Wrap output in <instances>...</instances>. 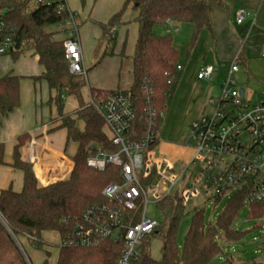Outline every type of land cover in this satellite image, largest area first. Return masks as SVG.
Returning a JSON list of instances; mask_svg holds the SVG:
<instances>
[{
    "label": "trees",
    "instance_id": "trees-1",
    "mask_svg": "<svg viewBox=\"0 0 264 264\" xmlns=\"http://www.w3.org/2000/svg\"><path fill=\"white\" fill-rule=\"evenodd\" d=\"M89 0H81L83 8ZM97 0H93L96 2ZM223 5L222 0H126L119 12L107 23H100L102 38L112 43L103 57L114 56L118 41V29L132 23L138 25V37L132 60L133 83L128 91L133 96L137 117L133 130L144 132L145 110L152 104L158 110L168 111L178 82L179 51L174 46L172 35L158 36L155 27L173 22L177 25H191L193 34L190 47H194L204 30L212 31L210 11L213 5ZM135 11L130 21L124 20L128 8ZM0 13L7 25L5 34H11L14 47L10 57L14 62L22 55L32 52L38 57L44 69L41 76L31 77L35 82L45 81L51 96L50 106L56 107L62 125L69 138L77 146L74 168L67 179L58 180L47 186H40L34 167L16 157L12 166L24 174L23 189L15 192L11 188L0 193V232L16 238L24 237L37 250H44L47 243L42 235L57 232L60 242L76 231L85 211L97 204L106 203L103 190L110 184L121 181V169L108 164L103 170L88 166V159L100 151L116 153L105 132L104 121L95 107L85 104L82 90L87 85V76L70 72L65 56L64 38L55 37L59 24L69 22L68 12H59L57 3L39 5L36 0H0ZM80 27L82 20L73 12ZM12 28V31L10 30ZM126 43L121 57H126ZM20 77L12 72L0 79L1 121L20 106ZM114 91L91 89L92 97H102ZM75 97L79 108L74 114L65 113V100ZM84 123V129L78 127ZM159 140L153 148L157 147ZM4 162L0 158V166ZM153 178V177H152ZM221 211L216 225L207 223L204 209H195L186 237L183 252L180 253L177 235L187 199L178 191L166 196L158 203L164 222L152 234L162 240L161 258L152 257L149 237L142 244L140 259L135 264H211L223 249L219 240L241 241L245 233L233 228L247 206L248 218L264 220V202H250L251 188L242 187L232 193ZM226 195L212 200L220 204ZM124 250L123 242L102 240L91 247H72L59 244L56 264H117ZM47 256L50 253L46 251ZM42 264H48V260ZM252 264H264L254 261Z\"/></svg>",
    "mask_w": 264,
    "mask_h": 264
},
{
    "label": "built area",
    "instance_id": "built-area-1",
    "mask_svg": "<svg viewBox=\"0 0 264 264\" xmlns=\"http://www.w3.org/2000/svg\"><path fill=\"white\" fill-rule=\"evenodd\" d=\"M55 2L59 12L70 14L67 23L72 27L65 28L66 23L57 27V32L65 35V56L70 72L86 77L79 26L66 0H36L39 5ZM237 15L238 23L250 16L244 11ZM6 27L0 13V57L10 56L14 47L13 36L5 34ZM239 71V64L234 63L228 78L220 84L218 97H209L212 111L191 123L187 141L192 145L186 147L193 150V156L181 172L154 158L156 147L153 146L160 141L166 111L150 104L145 110L146 129L142 133L133 130L137 112L131 93L116 90L102 97L91 96L89 104L102 117L105 132L118 151H100L88 159V166L99 170L108 164L117 166L121 169V181L103 190L106 203L89 207L76 231L60 242L61 245L91 247L102 240L123 242L124 250L117 264H135L141 257L144 240L160 225L147 216V205L151 202L158 206L176 191L185 199L196 196L201 190L211 199L221 195L228 197L245 186L251 188L250 202H264V101L251 104L246 94L241 96L235 78ZM214 72L213 66H204L197 78L209 81ZM198 164L202 167L195 177L190 167ZM187 171L191 175L185 187L181 181ZM150 191L154 192L153 197L149 196Z\"/></svg>",
    "mask_w": 264,
    "mask_h": 264
},
{
    "label": "crops",
    "instance_id": "crops-1",
    "mask_svg": "<svg viewBox=\"0 0 264 264\" xmlns=\"http://www.w3.org/2000/svg\"><path fill=\"white\" fill-rule=\"evenodd\" d=\"M126 0H93L88 1L87 7L83 8L81 0H66L72 12L80 15L82 25L79 27V38L81 41L84 63L87 69L89 91L98 89L103 91L129 90L132 83V65L129 66L128 75L122 76L123 64L118 63L119 68L112 67L108 74L110 77L101 79L97 73L89 77V69L101 66L106 60L121 58L129 59L134 54L135 43L138 37V25L133 23L132 48L130 55L122 58L120 53L115 52L114 56L103 57L106 51L104 45L102 56L93 66L92 56L95 46L102 38L100 23H107L117 12L120 11ZM215 0H210L213 3ZM223 5H213L210 11L212 31L204 30L194 47H188L181 64V52L179 51L177 87L172 97L168 116L173 121L175 118L185 120L188 125L206 115L209 107V97H218L220 84L229 76L234 63H238L240 71L235 75L239 81L246 85V95L249 99L257 92L259 100L264 101V0H225ZM87 9V10H86ZM244 11L249 13L242 23H238V13ZM136 14L133 13L134 17ZM237 16V20H236ZM125 20V19H124ZM126 21V20H125ZM177 25L169 22L164 27L161 36L169 34L171 28L166 27ZM130 26L118 29V40L124 44L128 40ZM191 37L193 27L191 29ZM155 31V29H154ZM189 41V44H190ZM118 46V41H117ZM127 46V44H126ZM175 46V43H174ZM117 49V48H116ZM32 52H28L27 54ZM26 55V54H25ZM23 55V56H25ZM39 65V58L31 55ZM3 57H0L2 59ZM119 58V59H114ZM213 66L214 75L209 81H200L197 73L204 66ZM3 66V65H2ZM91 67V68H90ZM40 71L35 74L15 73L4 66L0 72V79L7 73L12 72L22 79L41 76L44 69L39 65ZM90 70V71H91ZM99 70V69H98ZM119 70V73L118 71ZM242 72V76L239 74ZM40 85L42 82H39ZM47 85V83L44 81ZM48 87V85H47ZM250 89V91L248 90ZM49 89V87H48ZM40 95V107H38L37 95L33 94L32 99L27 101L24 93L20 90V107L0 123V158L4 165L0 166V193L11 188L15 192L23 189L24 174L12 166L16 157L30 163L37 174L40 186H47L58 180L69 178L74 168V155L77 146L69 139L68 131L60 122L53 120L57 116L56 109L45 105L50 97ZM38 98V97H37ZM22 101V103H21ZM79 108L78 100L75 97H68L65 100V113L74 114ZM165 120L163 121L165 123ZM78 127L83 130L84 123L78 122ZM164 126L161 125L160 142ZM175 142H171L174 145ZM158 144V146H159ZM157 146V147H158ZM156 147V148H157Z\"/></svg>",
    "mask_w": 264,
    "mask_h": 264
},
{
    "label": "rangeland",
    "instance_id": "rangeland-1",
    "mask_svg": "<svg viewBox=\"0 0 264 264\" xmlns=\"http://www.w3.org/2000/svg\"><path fill=\"white\" fill-rule=\"evenodd\" d=\"M226 2L225 0H222ZM87 10V9H86ZM133 13L135 11L130 7L126 10L124 14V19L126 21H130L133 17ZM237 20V16H236ZM129 34L128 40L126 42V55H130L131 44H132V33H133V23L129 25ZM71 23H66L65 28H71ZM164 26L158 25L155 27V34L161 36V33L164 32ZM171 28L169 34L174 38L175 47L181 52V64L184 63V57L189 47V41L191 37V25L177 26L171 25L166 27V30ZM57 30L58 29H54ZM60 38H64V33H59ZM163 36V35H162ZM120 40H118L117 49H115L116 54L120 53V49L123 47L121 45ZM106 46V50L110 52L109 48L112 47V43L108 44L107 39L101 38V40L95 46L94 52L92 54L94 61L92 63L93 67L102 56V49ZM26 54V55H25ZM25 56H21L19 60L14 62L10 56H3L0 59V72L3 71L4 66L8 68V70H13L15 73L21 74H35L40 71L38 63L32 58V53L27 54ZM108 57V56H106ZM119 59V58H114ZM108 62H103L101 66L94 67L92 70L89 69V77L92 73H97L96 76H100L101 79L110 77L108 71L112 67H117L118 63L123 64L122 76L128 75L129 66L131 67L132 63L129 59L122 60L121 58L115 63L116 60H106ZM3 65V66H2ZM90 67V68H91ZM99 69V70H98ZM91 70V71H90ZM119 73V70H117ZM242 72L239 74L241 75ZM36 77V76H35ZM88 77V76H87ZM88 80V79H87ZM39 82H42L41 85ZM243 83L239 81V88L245 89L242 86ZM21 93L27 95L25 99L30 101L34 94L37 95L36 99L38 101V107H40V95L47 96L49 94V89L44 81L35 82L31 78L22 79L20 83ZM250 91V89L248 88ZM51 96V95H50ZM82 97L85 104L90 103L91 94L89 91V85H87L82 90ZM260 95L259 93H255L250 99V103L254 104L259 102ZM261 99V98H260ZM50 97L45 102V105L49 106L51 109H56L54 105L50 106L49 104ZM262 101V100H261ZM22 103V101H21ZM20 107V106H19ZM212 111L211 107H208L206 113L209 114ZM168 115V113H167ZM54 122H60L62 124L61 119L56 116L53 120ZM164 130L161 137V143L154 151V158L159 161L167 163L172 169H176L178 171L184 170L191 160L193 156V150L187 148V145H192L187 141V135L190 128V125L185 122L183 119L175 118L173 121L166 117L165 123L163 122ZM70 139V138H69ZM71 141V140H70ZM171 142H175L174 145H171ZM73 143V142H72ZM201 165L191 166V170L194 171V176L196 177L201 170ZM191 173L187 171L186 178L184 181H181L183 186H187L189 183V177ZM204 189V187H202ZM154 192L150 191L149 196L153 197ZM226 197L220 204L216 205L215 202L208 197V195L201 190L196 196L192 198H188L186 202L185 212L181 218L178 235H177V244L180 253L183 252V248L185 245L186 237L190 228L192 217L194 216L195 209H204L205 217L207 223H211L212 225H216L221 211L224 208L225 203L227 202ZM147 216L151 219L157 220L160 224L164 222L161 211L158 206L154 202H151L147 205ZM233 228L237 231L244 232V238L239 242H231L224 238L220 239V245L223 249V253L216 259L212 261L211 264H252L254 261L264 262V220H252L248 218V209L247 206L242 211L239 219L235 222ZM149 237V248L151 251V255L154 259L158 260L161 258V248H162V240L159 237L150 235ZM43 240L47 243V246L44 250H37L32 247L26 238H16L11 236V234H7L6 232H0V264H42L46 260H48V264H56L58 260L59 254V244H60V236L57 232H45L42 235ZM46 251L50 253L48 257Z\"/></svg>",
    "mask_w": 264,
    "mask_h": 264
},
{
    "label": "water",
    "instance_id": "water-1",
    "mask_svg": "<svg viewBox=\"0 0 264 264\" xmlns=\"http://www.w3.org/2000/svg\"><path fill=\"white\" fill-rule=\"evenodd\" d=\"M240 92H241V96H242V97H245L246 90H245V89H241V91H240Z\"/></svg>",
    "mask_w": 264,
    "mask_h": 264
}]
</instances>
